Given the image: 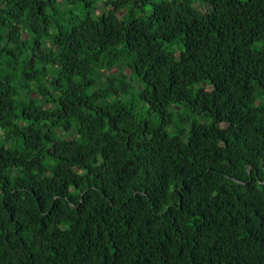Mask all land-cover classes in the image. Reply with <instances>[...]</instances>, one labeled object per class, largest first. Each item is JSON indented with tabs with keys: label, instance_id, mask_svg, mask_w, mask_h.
Here are the masks:
<instances>
[{
	"label": "trees",
	"instance_id": "16d2710c",
	"mask_svg": "<svg viewBox=\"0 0 264 264\" xmlns=\"http://www.w3.org/2000/svg\"><path fill=\"white\" fill-rule=\"evenodd\" d=\"M0 264H264V0H0Z\"/></svg>",
	"mask_w": 264,
	"mask_h": 264
},
{
	"label": "rangeland",
	"instance_id": "374dc122",
	"mask_svg": "<svg viewBox=\"0 0 264 264\" xmlns=\"http://www.w3.org/2000/svg\"><path fill=\"white\" fill-rule=\"evenodd\" d=\"M115 72H116V71H115ZM126 72H127V71H126ZM120 74H121L120 72H116V76H120Z\"/></svg>",
	"mask_w": 264,
	"mask_h": 264
}]
</instances>
